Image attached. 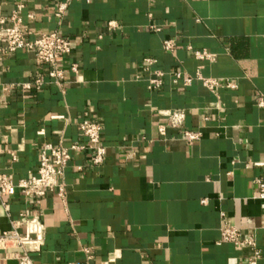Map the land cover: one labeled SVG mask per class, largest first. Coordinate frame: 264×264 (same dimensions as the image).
Returning a JSON list of instances; mask_svg holds the SVG:
<instances>
[{"label":"crops","instance_id":"1","mask_svg":"<svg viewBox=\"0 0 264 264\" xmlns=\"http://www.w3.org/2000/svg\"><path fill=\"white\" fill-rule=\"evenodd\" d=\"M64 1L0 0V17L24 5L28 40L58 30L72 46L59 60L62 84L39 91L23 89L45 71L33 52L3 60L0 170L16 184L36 169L43 145L86 144L83 120L100 125L104 162L93 167L88 153L75 154L62 199L53 192L34 205L18 190L0 197V232L17 225L28 235L30 264H243L249 251L217 245L223 212L243 236L254 235L264 264L255 184L264 167L253 166L264 163V0H68L58 23ZM187 47L214 57L196 60ZM147 58L165 74L156 91L147 89ZM174 72L217 85L173 84ZM174 109L185 111L181 129L161 116ZM185 130L200 138L187 143ZM23 255L0 249V264H20Z\"/></svg>","mask_w":264,"mask_h":264},{"label":"built area","instance_id":"2","mask_svg":"<svg viewBox=\"0 0 264 264\" xmlns=\"http://www.w3.org/2000/svg\"><path fill=\"white\" fill-rule=\"evenodd\" d=\"M68 0L60 2L57 5L55 19L59 23L65 15ZM24 9L23 4H17L8 17H0V66L5 57L19 51L33 52L34 59L39 64L45 66L42 74L36 75L31 83L23 85L24 90L39 91L46 84H54L59 86L65 79L64 71L59 66L61 57L69 55L71 52L70 39L55 30L46 34H42L34 40H28L22 31V16ZM116 28L114 22L107 23V29ZM153 32H159L160 28L156 26L149 27ZM162 48L165 52L171 53L175 49V41L171 39L162 41ZM187 50L192 52L193 57L199 61H210L214 55L205 51H193L190 47ZM154 59L143 60V71L150 74V78L146 79L147 89L156 91L162 86V80L165 74L161 71H152L151 68L156 64ZM77 65L71 64L70 70L77 72ZM139 79L138 76L135 77ZM193 80H198L204 87L212 90L216 85L213 79H205L196 72L195 77H183L180 72L172 74V83L177 84L179 81L184 87L189 86ZM226 87H235L232 83H228ZM8 91V88H4ZM258 107H264V99H257ZM161 116L167 118V125L172 128L181 129L185 121V111L183 109H174L162 113ZM207 120V119H206ZM77 129L82 137L86 139V144L72 142L68 146L58 144L53 146L45 144L42 146L39 163L34 171H29L25 178L14 184L0 170V197L13 196L16 191L25 199H30L34 205H39L41 200L49 193L56 192L58 198H64L65 186L62 177L65 169L68 167L72 157L77 153H88V164L93 167H99L104 162L105 148L102 145L101 127L98 123L89 120H83L77 124ZM163 131V128L161 129ZM183 138L187 143H191L200 138L199 131L185 130ZM255 167H264V163H253ZM82 166H77V171H82ZM257 186V199L262 202L264 208V182L255 180ZM204 202V201H203ZM6 208V206H4ZM32 241L28 235L19 232L17 225H13L12 229L7 232H0V249L9 247L20 249L24 255L20 258V264H30L27 253L31 250ZM227 243L241 250L249 251V255L245 258L243 264H258L261 259V250L257 245L254 235L243 236L236 227L230 225L227 221L225 213L219 212V240L217 245Z\"/></svg>","mask_w":264,"mask_h":264}]
</instances>
